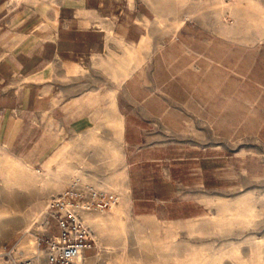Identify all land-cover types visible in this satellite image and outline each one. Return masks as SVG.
<instances>
[{
  "label": "rangeland",
  "instance_id": "obj_1",
  "mask_svg": "<svg viewBox=\"0 0 264 264\" xmlns=\"http://www.w3.org/2000/svg\"><path fill=\"white\" fill-rule=\"evenodd\" d=\"M132 1L142 7L137 44L119 61L75 69L63 87L104 98L131 74L118 105L133 203L122 199L124 172L111 181L119 129L108 119L105 141L92 133L75 169L60 125L46 128L57 140L44 133L23 160L0 148V264L11 251L44 257L39 241L59 232L49 207L73 182L120 196L85 216L99 245L91 264H264V0ZM248 2L261 11L246 12ZM179 30L169 63L160 51Z\"/></svg>",
  "mask_w": 264,
  "mask_h": 264
},
{
  "label": "crops",
  "instance_id": "obj_2",
  "mask_svg": "<svg viewBox=\"0 0 264 264\" xmlns=\"http://www.w3.org/2000/svg\"><path fill=\"white\" fill-rule=\"evenodd\" d=\"M140 10L142 7L132 0H0V148L9 155L10 151L17 153L23 160L24 151L42 141L44 133L50 132L57 140L59 130L46 128L60 125L69 139L66 157L77 162L85 145L90 147L89 141L97 140L90 135L101 131L103 136L108 119L107 123L119 129L117 146L110 145L107 151L111 181L124 172L126 192L122 199L127 205L130 200L133 203V167L126 162L123 115L118 105L119 89L131 74L104 98L93 91L74 93L73 88L63 85L74 80L75 69L90 61H119L123 46L137 44ZM180 32L161 48L162 59L169 63L171 44L180 42ZM177 62L183 70L186 55L180 46ZM116 148L123 154L118 162ZM79 165L84 162H77ZM72 174V178L82 180L74 175L77 173ZM105 176L97 180L103 181ZM98 249L96 242L85 252L88 264L98 257Z\"/></svg>",
  "mask_w": 264,
  "mask_h": 264
},
{
  "label": "built area",
  "instance_id": "obj_3",
  "mask_svg": "<svg viewBox=\"0 0 264 264\" xmlns=\"http://www.w3.org/2000/svg\"><path fill=\"white\" fill-rule=\"evenodd\" d=\"M117 204V195L73 182L50 209H56L53 216L59 232L39 241V247L44 245V260L38 255L22 259L11 251L6 264H87L85 252L94 247L95 238L85 216L94 211L105 212Z\"/></svg>",
  "mask_w": 264,
  "mask_h": 264
},
{
  "label": "bare ground",
  "instance_id": "obj_4",
  "mask_svg": "<svg viewBox=\"0 0 264 264\" xmlns=\"http://www.w3.org/2000/svg\"><path fill=\"white\" fill-rule=\"evenodd\" d=\"M243 0H237V2H238V5L237 6H242V4H243V2H242ZM221 4V3H220ZM222 6L223 7H225V4H223V2H222ZM231 7V6H230ZM222 9V8H221ZM248 10H256V11H261L259 8H258V6L257 5H255V4H253V2L252 3H250V2H248V5H247V8L245 9V11L247 12ZM103 191V190H102ZM104 192H107V191H104ZM107 193H112V192H107ZM112 194H116L118 197H119V203H120V196L117 194V193H112ZM62 196H63V194L60 196V198H58V199H56L55 201H54V203H56L57 201H59L61 198H62ZM53 203V204H54ZM52 204V205H53ZM52 205L49 207L50 209H51V207H52ZM116 205H114L113 207H115ZM112 207V208H113Z\"/></svg>",
  "mask_w": 264,
  "mask_h": 264
},
{
  "label": "water",
  "instance_id": "obj_5",
  "mask_svg": "<svg viewBox=\"0 0 264 264\" xmlns=\"http://www.w3.org/2000/svg\"><path fill=\"white\" fill-rule=\"evenodd\" d=\"M68 168L69 169H75L77 168V162L75 160H72L69 164H68Z\"/></svg>",
  "mask_w": 264,
  "mask_h": 264
}]
</instances>
